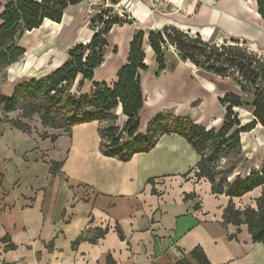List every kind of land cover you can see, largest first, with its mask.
Wrapping results in <instances>:
<instances>
[{
	"label": "crops",
	"instance_id": "1",
	"mask_svg": "<svg viewBox=\"0 0 264 264\" xmlns=\"http://www.w3.org/2000/svg\"><path fill=\"white\" fill-rule=\"evenodd\" d=\"M79 5L69 7L64 15ZM130 9L148 30L174 27L217 44L237 38L264 53V19L256 0H165L154 11L148 0H133ZM136 23L111 29L100 67L110 56L116 59L112 73L125 63L135 32L130 29ZM112 32L117 39L113 42ZM144 52L149 70L140 74L144 103L139 134H145L148 122L174 103L165 102L154 82L164 93L167 81L176 82L173 96L180 97L186 89L178 81L189 86L197 83L179 77V70L186 72L188 65L198 70L179 61L172 72L164 70L154 77L157 66L147 62L152 52L147 46ZM95 73L93 81L107 84L95 80ZM148 74L152 78H146ZM12 89L2 95L11 96ZM149 96L160 99L157 107L145 108ZM97 127L91 122L68 133L45 130L57 137L52 141L0 122V264H177L181 259L198 264L191 257L195 248L201 249L209 264H264V243H253L245 225H223L228 199L213 196L210 185L203 179L196 181L193 171L183 177L199 161L183 138L163 135L150 152L121 162L101 155ZM51 163L59 164L54 173ZM187 195L192 196L185 199ZM105 228L107 233L94 243L82 240L73 246L81 235L89 239L96 229Z\"/></svg>",
	"mask_w": 264,
	"mask_h": 264
},
{
	"label": "trees",
	"instance_id": "2",
	"mask_svg": "<svg viewBox=\"0 0 264 264\" xmlns=\"http://www.w3.org/2000/svg\"><path fill=\"white\" fill-rule=\"evenodd\" d=\"M84 0H12L0 12V72L16 63L25 53L19 46L22 36L39 29L45 20L59 24L64 12ZM121 0H107L90 20L93 30L86 44H76L67 51L66 61L47 76L29 79L16 85L11 96L0 93V122L30 134L31 128L24 121L38 115L43 128L63 130L68 133L72 127L96 122L101 155L128 162L136 154L148 153L163 135H178L183 138L199 157L192 171L196 181L205 180L214 196L224 195L229 199L241 198L264 185V172L250 170L246 175H234L241 160V134L250 132L255 126L264 129V55L249 50L241 39L229 38L217 44L204 42L196 34L190 36L174 27L162 30H137L129 42L125 63L116 72V80L111 84L93 81L95 71L104 61L109 46L108 36L114 26L130 25L126 15L122 18L111 14L103 6H118ZM258 13L264 19V0H256ZM146 37V40H145ZM144 46H147L157 66L153 76L166 70L172 72L178 61L189 63L198 70L221 79H229L236 88L218 98L224 109L218 129H205L189 118L158 113L147 124L145 134H139V112L143 107L141 72H147ZM173 48L177 60L167 64L166 53ZM116 47L113 53H116ZM85 81L91 82L88 93L80 90ZM77 82V91L72 87ZM237 110H245L251 120L242 126ZM19 111L16 119H8V114ZM121 116L123 125L117 124ZM41 139L56 140L44 130ZM223 163V164H222ZM59 164L51 163L54 173ZM192 195L185 196V199ZM255 208L236 210L228 204L223 210L224 224L236 227L245 225L253 243H264V190L255 202ZM95 236H80L74 243L88 240L94 243L108 231L96 229ZM120 239L123 236L119 229ZM239 233V229L237 230ZM198 264H209L200 248L191 252ZM177 264H188L181 259Z\"/></svg>",
	"mask_w": 264,
	"mask_h": 264
},
{
	"label": "rangeland",
	"instance_id": "3",
	"mask_svg": "<svg viewBox=\"0 0 264 264\" xmlns=\"http://www.w3.org/2000/svg\"><path fill=\"white\" fill-rule=\"evenodd\" d=\"M10 1L12 0H0V12L3 9V6ZM103 1L106 0L85 1L83 4L69 9L65 13L60 25L42 27L31 33L24 34L19 40V46L25 50V53L16 63L8 66L0 72V93L5 94L6 90L8 91V89L11 87L14 89L16 85L29 79H40L44 73L52 70L60 61H66L67 51L70 48L78 44V42H83L82 44H86L87 39L93 33V30L89 24V20L99 9L95 6H101ZM132 3L133 0H125L118 6H103V8H108L111 14H117L122 18L126 15L127 22L137 21L136 25L131 27V29L129 28L131 31L139 30L137 28H141L145 32L150 31L147 29L148 26L146 23L143 24L141 23V20H136L134 18L137 16V12L130 9ZM118 34L122 35L123 31L119 30ZM115 35L116 32H112V37L110 38L111 42H113V40H117L116 38H113ZM247 47L254 53L264 55V53L260 50L257 51L249 46ZM148 56L149 58L147 62L152 64L151 62L153 61H150L152 53H149ZM110 58L111 59L107 60L105 64L95 73V80H106L108 85L111 84L113 79L116 77V73H112L113 70L116 69V59L113 56H110ZM166 59L168 65L174 63V61L177 60V53L173 48H170L166 53ZM185 68H187L186 72L184 70H179V77H187L190 79L189 83H197V85L189 86V84L187 85L186 83L178 81L177 84L186 89V92H180V97H174V88L176 82L167 81V84H165V93L163 88L158 86L156 84L157 82H154V89L159 88L162 90H159L158 92L160 96L165 99V102L169 103L171 101H176L178 104L180 103L179 105L184 103L182 106L185 107V110L180 111V109H178L177 111L176 108H171L165 109L162 113L171 114L177 117L189 118L193 123H198L197 125L201 127L204 126L207 128V130H210L211 128L218 129L221 125L224 109L221 108L217 100L215 102L214 97L218 99L223 97V95L226 93L235 92V86L229 79H221L211 75H204L205 73L203 74V72L195 70L189 65ZM145 77L152 78V75L148 74ZM90 89L91 82L85 81L80 91L82 93H88ZM143 89L145 94V88ZM76 91L77 82L72 87V92L74 93ZM193 94H195V97L193 98L198 99L197 101H192L193 99L190 98V96ZM153 98L149 96V98L145 99V101L148 102L149 99L151 100ZM186 100L189 102H186ZM207 103L208 107H206ZM145 108L148 109L150 107L145 106ZM188 108L192 110L187 111ZM237 112L238 116H243L247 122L248 120H251L250 114L247 111L237 110ZM19 115V111L10 113L8 114V119H16ZM2 118L3 115L0 111V119ZM123 120L124 119L119 115L117 124L120 127L123 125ZM24 122L30 126L31 133L35 132L38 135H40L44 130L50 129L42 127L38 115H33L30 120H26ZM7 124L10 125L9 123ZM245 124L242 123V126ZM240 138L241 160L233 174L236 175L239 173L241 176H243L246 175L250 170L257 172V174L259 172H264V132L261 127L255 126V128L250 132L242 133ZM263 190L264 185L256 188L241 198L229 199L224 195L220 196H224L228 199L227 205L230 203L234 209L242 211L247 207L255 208V202Z\"/></svg>",
	"mask_w": 264,
	"mask_h": 264
},
{
	"label": "bare ground",
	"instance_id": "4",
	"mask_svg": "<svg viewBox=\"0 0 264 264\" xmlns=\"http://www.w3.org/2000/svg\"><path fill=\"white\" fill-rule=\"evenodd\" d=\"M59 24H56V23H53V22H50L49 20H45V22H44V24H43V26L44 27H47V26H58ZM11 89V88H10ZM10 89H8V91H10ZM159 98V97H158ZM192 101H196V100H192ZM158 102H160V99H158V101L157 100H155V99H149V101L147 102L146 101V106L147 107H157L159 104H158ZM186 102H189V101H187L186 100ZM180 104V103H179ZM177 102H174V103H171V107L170 108H178V109H183V110H185V107L184 106H182V105H179ZM186 106V105H185ZM192 109H187V111H191ZM239 120H241V123H243V124H245V123H247V120L243 117V116H240L239 117ZM262 130H263V132H264V129L263 128H261Z\"/></svg>",
	"mask_w": 264,
	"mask_h": 264
},
{
	"label": "built area",
	"instance_id": "5",
	"mask_svg": "<svg viewBox=\"0 0 264 264\" xmlns=\"http://www.w3.org/2000/svg\"><path fill=\"white\" fill-rule=\"evenodd\" d=\"M148 1H149L151 11L156 10L161 2H165V0H148Z\"/></svg>",
	"mask_w": 264,
	"mask_h": 264
},
{
	"label": "water",
	"instance_id": "6",
	"mask_svg": "<svg viewBox=\"0 0 264 264\" xmlns=\"http://www.w3.org/2000/svg\"><path fill=\"white\" fill-rule=\"evenodd\" d=\"M205 129H207V128H205Z\"/></svg>",
	"mask_w": 264,
	"mask_h": 264
}]
</instances>
